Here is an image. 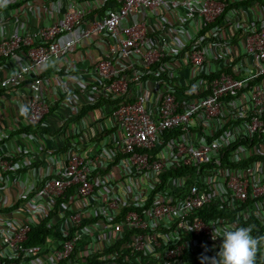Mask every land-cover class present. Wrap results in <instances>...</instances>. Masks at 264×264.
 I'll return each instance as SVG.
<instances>
[{
    "label": "built area",
    "instance_id": "obj_1",
    "mask_svg": "<svg viewBox=\"0 0 264 264\" xmlns=\"http://www.w3.org/2000/svg\"><path fill=\"white\" fill-rule=\"evenodd\" d=\"M107 1L69 0L51 24L0 38V58H28L0 90L93 36L106 44L90 66L54 75L73 142L49 145L56 104L40 76L22 133L0 137V264H211L214 229L229 224L250 229L264 264V0ZM74 73L81 84L65 87ZM25 172L28 189L4 201ZM38 228L50 231L41 244Z\"/></svg>",
    "mask_w": 264,
    "mask_h": 264
},
{
    "label": "crops",
    "instance_id": "obj_2",
    "mask_svg": "<svg viewBox=\"0 0 264 264\" xmlns=\"http://www.w3.org/2000/svg\"><path fill=\"white\" fill-rule=\"evenodd\" d=\"M19 1L20 0H6V3L0 4V38H8L21 30L33 31L51 24L60 18L64 11L62 8L69 0H22L20 4H17ZM85 1L90 2L96 0ZM6 5L13 6L7 9L2 8ZM116 5V0H108L104 8H115ZM102 12L103 10L97 13L101 15ZM95 15L98 16L97 14ZM155 17L156 14L150 10H144L139 17L141 21H143V19L145 20L149 32L152 33L159 28L158 23L154 21ZM165 18L169 23L173 22V15L167 14ZM65 38L70 39L69 36ZM105 52L106 44L97 36H93L90 46L84 44L80 48L73 49L65 59L51 60L44 67L39 68L37 72L27 74L17 86L10 87L7 90H0V137L4 132L7 134L13 132L17 126L20 125V122H22L21 113L29 100L27 85L34 77L40 76L45 82V86H42L43 96L56 104V107L48 116L45 125L49 135L55 138L54 142L49 143V145L60 148L73 142L72 137L68 135L69 128H71L70 123H68L70 127L66 130V133L64 135L60 133V119L64 117L70 119L72 116L67 107L59 104L61 98L56 95L57 91L55 87L52 86L54 75L57 74L59 69L66 71V69H72L75 68V66L88 67L93 61L102 58ZM27 62L28 58L24 51L19 53L18 59L0 58V80L12 76L21 66H26ZM73 75L64 77L63 85L65 87L75 89L77 84H81L82 79L79 75H76V73ZM71 123L78 125L73 120ZM25 142L35 147L36 141L31 140L27 142V140H25ZM9 145L12 147V145H17V142L13 141ZM53 168L54 166L51 165L49 167L47 166L45 170L51 173ZM23 171H26V169ZM12 177L11 189L8 188L2 191L4 201H7L12 195L17 194L18 191L23 192L28 189L32 180L35 179V174L32 172H25L20 174L19 178H17V175Z\"/></svg>",
    "mask_w": 264,
    "mask_h": 264
},
{
    "label": "clouds",
    "instance_id": "obj_3",
    "mask_svg": "<svg viewBox=\"0 0 264 264\" xmlns=\"http://www.w3.org/2000/svg\"><path fill=\"white\" fill-rule=\"evenodd\" d=\"M3 3L6 0H0V4ZM214 232L213 239L219 237L221 242L216 257L211 258V264H254L257 240L250 234L249 228L229 224L215 228Z\"/></svg>",
    "mask_w": 264,
    "mask_h": 264
},
{
    "label": "trees",
    "instance_id": "obj_4",
    "mask_svg": "<svg viewBox=\"0 0 264 264\" xmlns=\"http://www.w3.org/2000/svg\"><path fill=\"white\" fill-rule=\"evenodd\" d=\"M22 2V0H20L19 1V3H17V4H20ZM16 4V5H17ZM15 5V4H14ZM13 6V5H12ZM12 6H9V5H6V6H4V7H2V8H11ZM148 75H150V74H148ZM88 108H84L83 109V111L81 112V114L79 115V117H81L86 111H88L87 110ZM24 132H29V130H25ZM22 132L21 131H18V130H16V131H14V132H12V135L13 136H15V137H18L20 134H21ZM50 234V231H46V230H43V229H35V230H33L32 231V239H33V242L34 243H37L38 242V244H41L42 243V241L48 236ZM95 261V260H94Z\"/></svg>",
    "mask_w": 264,
    "mask_h": 264
}]
</instances>
